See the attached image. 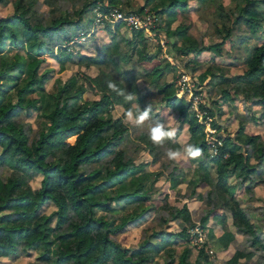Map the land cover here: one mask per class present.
<instances>
[{
	"label": "trees",
	"instance_id": "trees-1",
	"mask_svg": "<svg viewBox=\"0 0 264 264\" xmlns=\"http://www.w3.org/2000/svg\"><path fill=\"white\" fill-rule=\"evenodd\" d=\"M45 1L51 6L47 15H43L37 7L38 10L33 8V2L37 3V0H0V4L11 2L13 5L11 14L0 17V169H10L5 177L0 171V258H14L20 252L27 254L32 250L38 253L40 264H159L154 260L152 251L171 249L167 251L163 264H211L204 249L199 251L195 262L189 260L188 247L178 255L174 250L175 240L188 241L189 227L197 223L202 225L206 218L211 217L217 221L216 232L220 235L229 232L228 218L236 232L246 235L248 248H237L226 264H238L241 259L247 262L258 253L260 255L252 264H264L263 224L251 219L246 207L233 195L234 187L229 182L230 176H234L237 183L245 180L264 182L260 170V166H264V142L259 134L245 132L247 116L236 113L239 120L235 134L216 135L215 139L221 140V145L216 154L209 156L210 145L204 122L207 121L206 116H214L215 109L205 103L199 105V109L204 111L200 119L197 112L191 109L192 101L175 93L173 81L157 86L165 106L175 111L180 122L176 137L181 125L186 124L189 143L200 148L208 162L216 166V179L207 178L208 170L203 163L198 166L202 173L195 180L203 178V184L210 186L209 192L215 194L217 202L213 206L210 200L207 201L208 207L198 222L193 221L185 203L180 207L172 205L167 200L168 195H164L160 205L151 202L152 192L157 190L154 185L157 176L150 179L152 172L146 171L145 167L159 161L165 150L173 145L169 140L163 146L153 145L148 139L147 129H144L134 137V151L125 149L128 139H131L130 126L124 116L114 117L111 110L113 105L119 104L127 112L133 99L126 100L108 88L109 82H113L118 89L124 92L127 89L123 80L110 70L101 66L94 76L83 72L84 83L77 84L72 77L56 88L50 94L48 109L41 115L45 125L32 136L31 125L19 117L22 112L24 116H30L34 110L40 109L39 99L50 77L46 72L39 73L40 60L34 67L28 66V60L35 58L40 51L50 54L60 68H64L74 56L64 45L70 36L67 26L76 24L80 27L81 17L91 4L88 1L80 5L76 12L78 19L74 20L68 11H62V0ZM150 1L146 0L145 5ZM162 1L164 3L159 10H150L156 14L158 25L162 16L166 17L165 37L180 40L177 47L175 41L169 43L174 51H178L179 55L192 53L194 57L190 61H194L195 56L204 50L220 51L222 42L231 33L229 28L224 27V37L219 43L206 45L194 39L189 34L188 25L182 22L170 28L179 14L187 10L188 0ZM196 1L204 6L214 4V0ZM106 2L105 12L116 6L118 0ZM224 18L225 21L230 20L226 13ZM242 20L255 31L252 19ZM121 25L122 22L115 23L111 32H116ZM132 31L133 38L128 45H131L130 50L137 54L139 64L148 75L158 81L164 71L175 70L174 64L164 63L158 53L146 50L148 37L142 29ZM23 40L32 51H25V57L19 52L10 53V49L2 53L8 42L16 46ZM136 40L141 43V48ZM111 46L105 45L100 55L96 56L77 54V63L85 66L104 64L109 56L114 58L108 48L124 58L123 62H129V51L120 52L117 44L113 48ZM216 68L218 72L210 69L208 82L215 85L220 99L233 101L241 94V99L249 102L250 106H260L261 115L252 118L264 124V43L255 45L246 55L241 73L227 75L223 68ZM116 69L122 75L131 72L130 68L124 71L116 66ZM25 70L30 75L20 80L19 76ZM209 72L206 71V74ZM3 81L16 87V99L4 98ZM84 92L98 97L83 99ZM199 92L197 90L195 94ZM36 94L38 96L30 97ZM212 125H217L214 119ZM71 136L75 137L72 143L68 141ZM140 151L149 154L151 159L136 163L135 154ZM164 167L171 168L167 178L170 187L174 188L183 174L182 167L175 164L170 167L168 163ZM36 174L41 178L38 187H33L30 180ZM246 192L251 196L252 187L246 186ZM48 202L56 206L50 213L42 211V206ZM118 204L119 207H116ZM97 208L105 210V213L96 215ZM152 215L158 226L149 225L147 235L139 240L135 248L120 243L117 236L127 232L128 225L138 226ZM177 219L186 225L176 232L167 230L165 225Z\"/></svg>",
	"mask_w": 264,
	"mask_h": 264
},
{
	"label": "rangeland",
	"instance_id": "rangeland-1",
	"mask_svg": "<svg viewBox=\"0 0 264 264\" xmlns=\"http://www.w3.org/2000/svg\"><path fill=\"white\" fill-rule=\"evenodd\" d=\"M88 1H91V4L87 8L88 11L85 12L83 15L84 19L80 22L81 27H79L77 30H75V27L71 28L69 36L70 38L64 43V45L68 47V50L73 52V60L66 62L64 68L62 69L60 68L58 63H56L53 59L49 57V54L42 52L39 53L40 51L36 55L37 58H30L28 60L29 67L36 66L38 60H40V69H38L39 73L46 72L50 77L49 80L45 83V92L39 99L40 109L34 110L30 116H24L22 112L19 117L22 121L28 122L31 125L33 137L36 132L45 125V121L43 117H41V115H43V112L48 109L50 102V94H53L56 88H58L60 85H62L64 82H66L72 77L75 78L77 84L84 83V81L82 80L83 72L90 76H94L98 73V70L100 69L99 67L101 66L105 70H110L120 79H122L124 84H126L127 86L125 93L131 94L133 96V100L130 103V107H128L126 111L131 110L135 114L138 110L142 111L146 107L147 102L150 101L152 104L150 121H146L145 125L142 127H137L134 124V121H129L125 118L126 112L124 107L119 104H115L112 106V115L114 117L124 116L125 121L130 126L129 131L131 133V139H128V142L125 145V149L129 151H134L132 145L136 143L134 137H136V135L141 133L144 129H147L149 124L161 122L164 123L167 127L175 128V130L180 125V122L176 119L175 111L172 112L165 106L161 94L157 91V86L162 83L173 81L175 93L178 96L186 98L187 100H191V109L193 111L197 112L199 109V105H203V103L213 107V109H215L213 119H218V121L222 123V125L225 127V130L228 132L235 129L236 125L233 126L232 130L229 129L232 127V121L234 124L235 113L244 114L246 109H249L250 111H252V109L256 111L258 110L257 107H253L252 105L250 106V103L245 104L246 102L241 99V94L238 95V97L235 98L233 102H231V106H229L228 104L226 105L224 101L220 100V96H218L219 94L215 89V85L209 84L208 81L211 76L209 72L210 69L214 68L213 71L217 70L218 72V69L216 67L223 68L224 73L227 75L241 73L244 68V61L246 55L255 45L264 43V0H214V4H212V6L211 4L209 6H204L196 0H188L189 5L187 10L179 14L177 20H175L171 24V29H173L177 24L182 22L183 24L188 25L189 34L193 36L194 39L198 40L199 42H203L206 45L219 43L224 37V27L225 29L229 28L231 32L230 35L225 38L222 42L223 44H221L219 49L220 51L218 53L214 51H205L200 54L197 59L194 58V61L189 60L193 58L191 54L179 55L178 51H174L173 48L170 46L169 43L171 41H175V47H177V44H180V40H174L172 36L171 38L165 37L163 31L164 24L166 21L165 16H162V20H160L159 25L155 21V25L153 26L154 28H151L148 31L142 30L143 34L148 37L147 49L149 47V53H158L159 57L162 58V61L164 63L170 62L175 66V70L173 71H164L158 81L154 80L150 75H148L147 72L143 70V67L138 62L137 54L134 52L131 53L129 62H125L123 64L122 62L117 63L116 61L111 60L110 56L107 62L104 64H92L90 66H85V64L83 63H77V54H80V51L81 54L85 53L84 55H100L99 52H101L102 50H97V48H93V45L90 43V39L101 41V44L109 42L111 36L107 34L106 37L105 33L102 32L105 28L111 30V28L115 24L109 22L103 16L106 13L104 11V7H106L108 3L106 2L107 0H62L60 2V7L62 11H68L70 13V17L76 20L77 8L80 7V5L87 3ZM92 1H95V3H93ZM145 1L146 0H118L117 5L114 7L127 13H139L141 12L139 11V8L144 7L143 10L148 9L149 12L153 13V15L156 16V14L152 11V8H156L159 10L161 8L160 5L164 3L162 0H151L148 5H145ZM0 5H7L4 7L0 6V17H4L6 16V14L9 15L13 12L11 2ZM36 7L39 9V11H41L43 15H47L48 10L51 8V6L48 5L45 0H37V3L33 2V8L36 9ZM225 13L230 16L229 21H225ZM243 18H249L254 21L255 31L252 30V27L249 26V23H246L242 20ZM89 23L93 24L91 28H88L87 24ZM67 27H70V25H68ZM99 29L101 30L99 31ZM91 31L95 32L93 33V35H91L92 37L89 36L85 38L86 33ZM132 34V29L126 26L124 23H122V25L118 28V34H115V37L118 41V45L123 48V52L131 51L125 39H131ZM87 39H89V41ZM11 45V42H8L5 48L3 49L2 53L10 49V53L19 52L23 57H25V51L32 52L30 50L31 47L25 44V40L22 41V44L16 46ZM138 45L139 48H141V43H139ZM41 59H43L42 62ZM162 61L161 63L163 64ZM116 66L120 69L123 68L124 71H127L130 68L129 71L131 72L129 74L122 75L121 73L117 72ZM164 66L165 64H163V67ZM206 71H208L209 73L206 74ZM29 75L30 72L25 70V72L21 73L19 79L23 80L25 77H29ZM202 76L206 77H204V79H201ZM2 83L4 84L3 89L5 90L4 98L7 99L8 97H11L13 100L16 99V87H12V84H8L5 81H3ZM188 88H190V90ZM197 90H200L199 93L202 96L201 102H199L198 105V109H195L193 107V104L194 102H198L199 100L194 97L200 95L199 93L195 94ZM33 96H38V94L32 95L30 97ZM97 97L98 95H93L91 92H84L82 96L83 99H93ZM138 97L141 98L138 99ZM224 103L225 105H223ZM22 111H24V109ZM206 118L207 122H204L205 127H207V123L211 121L210 116H206ZM248 124H250L251 129L260 130V128L255 127V125H253L251 122ZM181 127L182 130L179 132L177 137L175 136L173 139L169 140V142L173 145L169 148L172 150L179 151L181 155L174 161L169 160L166 155H164L162 158L159 159V161L145 167L146 171L152 172L150 179H153L155 175L157 176L154 182V185L157 187V190L153 191L151 196L152 202H154L156 205L162 204V198L164 197V195H168L167 200H169L171 203L175 202L176 204H178L176 194V191L178 190H176V188L171 189L168 186L169 181L167 178V174L169 173L170 168H165V163H168L170 167H172L173 164L179 165L180 167H182V171H189L188 175L190 177L194 175L192 169L197 168L199 164L203 163L204 167L206 168H210V166L213 165L208 162V158L204 157V154H202V156L197 159L189 158L186 155L184 149L187 145L190 144L188 139V137L190 138V135L187 131L188 126L186 124L181 125ZM74 140V136L68 138V141L71 143L74 142ZM175 145H177L176 148H174ZM207 153L209 154V152ZM150 159L151 157L149 156V154L144 151H140L135 154L136 163ZM0 171L3 177L10 173V169L6 167H2ZM201 173L202 171L199 170V174ZM183 174L181 176H183ZM32 178L33 179L30 180V184L33 187H38L41 176L36 174ZM202 179L203 178H199L197 180V184H193L192 187L191 185H189L187 189L185 187L186 185H181L180 189H185L186 191H190L191 189H193V191H196L197 189L198 192L199 190L203 191V189L207 188V185L203 184L204 182H202ZM258 194H264V185H261V187L258 188ZM238 196L244 197L243 195H241V192L238 193ZM245 197L246 198L242 200L245 204L247 203L245 206L247 208L249 216L253 221H259V218H257L256 215H260L261 213L257 210H259L260 207H264V202L259 200L257 201V203L255 201H252L251 198L247 196ZM204 200L205 202L209 201V199L207 198H205ZM119 205L120 204L116 205V207H119ZM203 205V203L200 205L196 204L193 207L198 206L197 212H199L201 208L203 209ZM55 208L56 206L53 202H48L42 206V211L50 213ZM129 210L130 209H128L127 211ZM95 212L96 215H100L101 213H105V210L97 208L95 209ZM197 212L193 213L194 217L198 214ZM153 216L154 215L150 216V218L147 217L143 222H141V227H132L134 226L132 224L128 225V227L132 229L117 236L120 243L125 247L135 248L136 245H138L137 243L139 242V240H141L144 235H147L148 232H146V228L149 225L158 226V221L154 218L152 219ZM194 217L193 219H195V222H198V215L196 216V218ZM227 222L231 225L230 218L227 220ZM211 224L212 222H209L208 225ZM169 226L171 228H175L173 222ZM169 226L165 225L166 229H168ZM215 226L216 224L214 223L212 224L211 228L208 227L207 229H205L204 226H201L197 228V234L200 236V239L201 235L203 236L202 240H204V242L210 243L208 246L211 251L207 249L210 255L209 262L213 264V261L215 259V264H224L222 259H227L228 257H230L232 252L231 254H229V251H223L220 248L218 252L219 256L217 257V251L219 248L214 247L212 240L210 239V237L213 235V228H217ZM205 230H207L208 232H205ZM153 243L154 242H152V245ZM174 243H176V240L174 241ZM180 249L181 248L178 247L176 253H179ZM170 250L171 249H166L164 250V252L163 250L152 251L154 255V260L157 262H161L162 259L164 260V257L167 255V251ZM37 255L38 253L32 250H30V252L27 254L25 252H20V254L14 258L1 257L0 264H40V262L37 260ZM259 255L260 253H258L257 256H254V259H257ZM193 258L194 256H191V259ZM241 264H243V262H241ZM246 264H251V262H246Z\"/></svg>",
	"mask_w": 264,
	"mask_h": 264
},
{
	"label": "crops",
	"instance_id": "crops-1",
	"mask_svg": "<svg viewBox=\"0 0 264 264\" xmlns=\"http://www.w3.org/2000/svg\"><path fill=\"white\" fill-rule=\"evenodd\" d=\"M11 5H12V3H11ZM1 7H4V6H7V5H0ZM12 8H13V5H12ZM7 15V14H6ZM84 15V14H83ZM82 18V20L84 19V16H82L81 17ZM77 19H78V17H77ZM90 23H91V21H90ZM87 24L88 25V28H91V26L93 25V24ZM73 27H75V30H77L79 27L78 26H75V25H73V24H71V26L70 27H68V30H70V32H71V28H73ZM80 27H81V24H80ZM101 29H99V31H100ZM93 33H95V32H93V31H91V32H87L86 33V36H85V38L86 37H92L91 35H93ZM102 33H105V35H106V37H107V34H109L110 36H111V38H110V41L109 42H107V43H103V44H101V41H96V40H94V39H90V43L93 45V48H97V50H102V48L105 46V44H110V45H112L111 46V48H113V46L115 45V44H117L118 45V41H117V39H116V37H115V34H118V30L116 31V32H111V30H109V29H107V28H105L104 30H103V32ZM70 38V37H69ZM132 38H133V34H132ZM132 38L131 39H125L126 40V42H127V44H128V41L129 40H132ZM136 39H138V38H136ZM85 40V39H84ZM88 41H89V39H87ZM136 43H140V42H138L137 40H136ZM147 43H148V41H147ZM101 44V45H100ZM129 46V48L131 47V45H128ZM147 46V45H146ZM68 48V47H67ZM117 48H119V50H120V52H123L122 50H123V48L122 47H120V45H118V47ZM96 50V51H97ZM108 51H110L111 53H113L114 54V58H111V60H114V61H116L117 63H119V62H122V64L123 63H125V62H123L124 60V58H122V57H120V55L118 54H116L115 53V51L113 50V49H107ZM146 50H148L149 51V47H148V49H147V47H146ZM205 51H207V52H209L208 50H204V51H202L200 54H202L203 52H205ZM133 51H130L129 52V54H131ZM48 54V53H47ZM80 54H81V51H80ZM82 54H85V53H82ZM191 55H192V57H194L193 56V54L192 53H190ZM200 54H198V55H196L195 56V59H197L198 57H199V55ZM43 56H44V54H43ZM49 57L51 58V59H53L56 63H58L50 54H49ZM74 57V56H73ZM43 58V57H42ZM221 100V99H220ZM222 101V100H221ZM231 102H233V101H225V103H226V105L228 104L229 106H231L230 104H231ZM225 103L223 104V105H225ZM245 104H249V102H246ZM253 107H257L258 108V110L256 111V110H254V109H252V111H250L249 109H246L245 110V113L244 114H241V115H243V116H247L246 117V119H247V121H246V127H245V132L246 133H249V134H259L260 136H261V139H262V141L264 142V133H263V129H264V124H261V123H258V119L256 120V121H254V119L252 118V117H254L255 119L256 118H258L260 115H261V113H262V111H261V109H260V106L259 105H252ZM233 110V109H232ZM242 113V112H241ZM240 114V113H239ZM235 115H236V113H235ZM223 116H224V114H223ZM212 119H213V117H211V121L209 122V123H207L208 124V126L207 127H205V130H206V132H207V134H208V137H209V135H210V129H214V133H213V135L214 136H216V135H218V134H224V135H227V134H230V135H234L235 134V132H236V130H237V127H238V117L237 116H235V119H234V124H233V121H232V127L231 128H229L230 130H232V128H233V126H235V129H233L232 131H226L225 130V127L222 125V123L220 122V121H218V119L216 120V119H214L215 121H216V123H217V125L216 126H213L212 125ZM207 122V121H206ZM252 123L253 125H255V127H258V128H260V130H255V129H251L250 128V124H248V123ZM181 130H182V128H181ZM254 130V131H253ZM188 131V130H187ZM231 132V133H230ZM188 139H189V137H188ZM211 154L209 153V156H210ZM210 164H213V165H211L210 166V168H207V170H208V173H207V178L209 177V178H213V179H216V176H217V172H216V166H215V164L214 163H212V162H210ZM199 166V165H198ZM197 166V168H194V169H192L193 170V176L192 177H190L189 175H188V172L189 171H186V170H183V176H179L180 177V181L177 183V185L174 187V188H176V190H178V191H176V194H177V202H178V204H176L175 202V204L174 203H171L169 200V203L170 204H172V205H176V206H182L184 203L187 205V207H188V209L191 211V213H192V219H193V217H194V215H193V213L194 212H197V208H198V206L197 207H193V206H195L196 204H204L203 205V209L201 208V210L199 211V212H197L198 214V218L200 219V217L203 215V213H204V211H206V208L208 207V204H207V202H205V198H207V199H209L208 198V196H209V194L211 193V192H209L210 190V186L209 185H207V184H204V185H207V188H205V189H203V191L202 190H199V192L197 191V189H196V191H193V189H191L190 191H186L185 189L182 191L180 188V186L182 185V186H185L186 187V189H187V187H189V185H191V187L193 186V184H197V180H195V179H197V176L199 175V167ZM261 167V168H260ZM259 168H260V170H261V172H262V176H264V166H260ZM171 169V168H170ZM170 169H169V171H170ZM196 175V176H195ZM169 181V180H168ZM229 182L231 183V184H233V195L235 196V198L236 199H238L240 202H241V205L243 206V207H246L245 205L247 204H245L244 202H243V200L242 199H245L246 197L245 196H247V197H249V198H251V200L252 201H255V202H257V201H262V202H264V194H262V195H259L258 194V188L259 187H261V185H264V182L263 183H255V182H253V181H251V182H249L248 180H245L244 182H242V183H240V182H238L237 183V181H236V179H235V177L234 176H230L229 177ZM169 188H171L170 187V181H169ZM246 186H250V187H252V191H253V194L250 196L249 194H247V192H246ZM172 189V188H171ZM239 192H241V195H243L244 197H240V196H238V193ZM188 196H189V198H188ZM210 200V202L212 203V205L214 206V205H216L217 204V202H216V198H215V194L214 193H211V199H209ZM151 202H152V198H151ZM209 202V201H208ZM152 203H154V202H152ZM258 203V202H257ZM155 204V203H154ZM156 205V204H155ZM247 209V208H246ZM257 211H259L261 214L260 215H256L257 216V218H259V223H261V224H263V227H264V207H260L259 208V210H257ZM196 215V216H197ZM196 216L194 217V218H196ZM148 218H150V216H147ZM146 217V218H147ZM229 219V218H228ZM227 219V220H228ZM193 221H195V219H193ZM174 223V227L175 228H171L169 225L171 224V223ZM209 222H212V224L214 223V224H216L217 223V221H215L213 218H211V217H208V218H206L205 219V221H204V223L202 224V225H199L198 223L195 225V226H192V227H189V229H188V232H189V236H188V241L187 242H185L184 240H182V239H177L176 240V243H175V249H176V251H175V253L177 252V250H178V247H180L181 249H180V252L179 253H176L177 255L178 254H180L181 253V251H182V249L183 248H185V247H188L189 249H190V251H189V260L191 261V262H195V260H196V258H197V255H198V253H199V251L201 250V249H204V251L205 252H207L208 253V251H207V249L209 250V251H211L210 249H209V242H204V240H202V238H203V236L201 235V239H200V236L197 234V228H199V227H201V226H204L205 227V229H207L208 227L209 228H211V226H212V224L211 225H208L209 224ZM131 225V224H130ZM182 225H186V223L184 224L183 222H182V220L181 219H177V220H170L169 222H168V229L167 230H169V231H174V232H176V231H179L180 230V228H181V226ZM227 231H229V232H226V233H224V234H219V233H217L216 232V230H217V228H213V235L210 237V239L212 240V243H213V246L214 247H217V248H219L218 249V251H217V257L219 256V254H218V252H219V250H220V248L223 250V251H229L230 253L229 254H231V252H232V254L234 253V251L237 249V248H248V245H247V243H246V235L245 234H242V233H238V232H236V230L234 229V226H233V224H232V222H231V225L230 224H228V222H227ZM131 227V226H130ZM132 227H141V225L139 224L138 226H132ZM216 227V226H215ZM132 228H129L128 227V231H130ZM215 230V231H214ZM205 232H208L207 230H205ZM239 240V241H238ZM211 246H212V244H211ZM174 249V250H175ZM162 251V250H161ZM163 252H164V249H163ZM209 254V253H208ZM231 254V255H232ZM191 256H194V258L193 259H191ZM230 256V255H229ZM255 256V255H254ZM254 256H253V258H251V260H249V261H247L248 263L249 262H251V264H252V262H254L255 261V259H254ZM217 257H216V260H217ZM231 257V256H230ZM230 257H228L227 259H222V261L224 262V264H226V261L230 258ZM209 258H210V255H209ZM210 260V259H209ZM220 260V259H219ZM214 261H215V259H214ZM214 261H213V264H215L214 263ZM159 262V261H158ZM241 262H243V264H246V262L243 260V259H241L240 261H239V263L238 264H241ZM159 264H163V259H162V261L161 262H159ZM254 264V263H253Z\"/></svg>",
	"mask_w": 264,
	"mask_h": 264
},
{
	"label": "clouds",
	"instance_id": "clouds-1",
	"mask_svg": "<svg viewBox=\"0 0 264 264\" xmlns=\"http://www.w3.org/2000/svg\"><path fill=\"white\" fill-rule=\"evenodd\" d=\"M108 88L117 92L118 95L123 96L126 100L133 99L131 94H126L124 90L118 89L113 82H109ZM152 110L151 102H147L146 107L142 111H137L135 114L129 110L125 113V118L129 121H134L137 127L145 125L146 121H150V113ZM147 136L150 142L155 146H163L166 140H171L176 136L175 128L167 127L164 123L156 122L149 124L147 128ZM184 152L189 158L197 159L202 156V150L195 145L189 144L185 147ZM165 155L169 160H176L181 153L176 150L166 149Z\"/></svg>",
	"mask_w": 264,
	"mask_h": 264
},
{
	"label": "built area",
	"instance_id": "built-area-1",
	"mask_svg": "<svg viewBox=\"0 0 264 264\" xmlns=\"http://www.w3.org/2000/svg\"><path fill=\"white\" fill-rule=\"evenodd\" d=\"M103 16L109 22L112 23L122 22L131 29H142L147 31L150 30L151 28H154L153 26L155 25V21H156V16H154L153 13L149 12L148 9L142 10L139 13H127L121 11L116 7H111L108 11H106V13ZM188 89L190 90V88ZM201 96L202 95L200 94L199 96L194 97L199 100L198 102H194L193 104V107L195 109H198L199 102H201ZM203 115H204V111L198 109L197 116L200 119H202ZM213 133H214V129H210L208 143L210 145L209 153L211 155L216 154L218 146L221 145V140L215 139Z\"/></svg>",
	"mask_w": 264,
	"mask_h": 264
}]
</instances>
